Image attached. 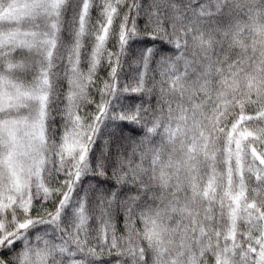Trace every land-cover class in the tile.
<instances>
[{
    "label": "snow or ice",
    "instance_id": "6c2138e0",
    "mask_svg": "<svg viewBox=\"0 0 264 264\" xmlns=\"http://www.w3.org/2000/svg\"><path fill=\"white\" fill-rule=\"evenodd\" d=\"M105 255L264 264V0H0V264Z\"/></svg>",
    "mask_w": 264,
    "mask_h": 264
},
{
    "label": "trees",
    "instance_id": "16d2710c",
    "mask_svg": "<svg viewBox=\"0 0 264 264\" xmlns=\"http://www.w3.org/2000/svg\"><path fill=\"white\" fill-rule=\"evenodd\" d=\"M93 15H95V13H94ZM142 25H143V22H141V26H142ZM46 207H50V205H46ZM36 208L39 209V208H40V205L37 204V205H36ZM34 214H35V213H34ZM103 259H105V260H109V258H108L106 255L103 257ZM109 264H114V258H113L112 260H109Z\"/></svg>",
    "mask_w": 264,
    "mask_h": 264
}]
</instances>
